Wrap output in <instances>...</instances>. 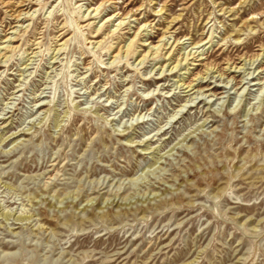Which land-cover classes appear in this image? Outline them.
<instances>
[{"label": "rangeland", "instance_id": "rangeland-1", "mask_svg": "<svg viewBox=\"0 0 264 264\" xmlns=\"http://www.w3.org/2000/svg\"><path fill=\"white\" fill-rule=\"evenodd\" d=\"M18 1L0 264H264V0Z\"/></svg>", "mask_w": 264, "mask_h": 264}, {"label": "bare ground", "instance_id": "bare-ground-1", "mask_svg": "<svg viewBox=\"0 0 264 264\" xmlns=\"http://www.w3.org/2000/svg\"><path fill=\"white\" fill-rule=\"evenodd\" d=\"M31 1H33V0H19L17 3H16V8L12 11V13L11 14H13L14 15V18H16V19H20V15L21 14H23V9H18L17 7H19V6H22V5H24L25 3L27 4H29V3H32ZM4 3V2H3ZM14 3V2H13ZM39 3H41V2H39ZM43 5H44V3H43ZM43 5H41V6H43ZM30 7V6H29ZM94 9V8H93ZM95 10H98V7L95 9ZM28 12V10L25 12V13H27ZM94 12V11H93ZM156 12V11H155ZM84 14V13H83ZM83 14H81V15H78L79 16V18H81V17H83ZM32 15V14H31ZM24 19V18H23ZM88 19V18H87ZM122 21H119V25H120V23H121ZM72 23L75 25V28L76 29H78V31L81 33V35H83V33L79 30L80 28H81V26H78V23H76V20L74 21H72ZM129 23V22H128ZM145 25V24H144ZM64 26H66V28L63 30V27ZM67 26H69V24H66V22H65V24L64 25H62V31H60V33L57 35L59 38H57V40H60L65 34H67V32H68V27ZM141 27V26H140ZM233 27V26H232ZM241 29L240 28H236L235 29V31H240ZM12 31H13V29H12ZM96 32L92 35L93 37H97L98 35H99V33L101 32L100 31V27L99 28H97L96 30H95ZM92 33V32H91ZM55 35V34H54ZM12 35H8V37H7V41H10V40H14V36H12ZM163 36V35H162ZM35 39V38H34ZM84 39H86V38H84ZM56 40V41H57ZM68 40H69V38L68 37H66L63 41H61L60 43H58V45L59 46H57L58 48H56V54H58V52L63 48V46H65L66 44H67V42H68ZM131 40V39H130ZM236 40H238V38L236 39ZM35 41V40H34ZM168 41V40H167ZM13 42V41H12ZM132 40L128 43V44H126L127 46H126V48L124 49V50H122V47H120V48H118V52L114 55V59L118 56V54H122V52L123 53H125V56L126 55H128L130 52H131V49L133 50V48H132ZM9 43V42H8ZM11 43V42H10ZM7 44V43H5L4 45H2L1 47H0V49L1 50H4V51H1L0 50V61H4V60H2V58L3 57H6L7 55L5 54L6 53V51H8V50H11L13 47H12V45L11 44ZM36 43H38V42H35V44ZM96 43H99L100 44V40H98ZM205 43H207V41L205 42ZM204 43V44H205ZM124 44V43H123ZM164 43H159L157 46H155L153 49H155L154 50V54L155 53H157V51H158V49L160 48V46H162ZM178 44V43H177ZM165 45V44H164ZM171 45H169V47H170ZM56 47V46H55ZM168 47V48H169ZM171 48V47H170ZM175 48V47H174ZM32 51H30V53H31ZM53 52V51H52ZM147 52H148V50H147ZM146 52V53H147ZM263 52V51H262ZM33 53H36L35 51H33ZM152 52H150V54H151ZM56 54H54L53 56H52V58L54 57V59L56 58ZM189 54V53H188ZM187 54V55H188ZM191 54V53H190ZM146 55L147 54H145V53H143V55H142V57H140V60H139V62H141V61H143L145 58H146ZM185 56V57H181V58H184V59H187V57L188 56ZM198 54H196V56H197ZM259 55H262V53H256L255 55H253L251 58L253 59V58H257ZM171 56V55H170ZM58 57V56H57ZM192 57L193 56H191V59H192ZM119 58H120V56H119ZM171 58V57H170ZM245 58V57H244ZM29 60V59H28ZM255 60V59H254ZM254 60H252V61H254ZM113 62V61H112ZM178 63V62H177ZM232 63H234V62H231L230 63V65L229 66H231V64ZM176 65V64H175ZM175 65H173L172 66V68L173 67H175ZM25 66V65H24ZM210 66V65H209ZM211 67V66H210ZM236 67V66H235ZM171 68V69H172ZM209 68V67H208ZM207 68V69H208ZM262 70H264V69H261V72H262ZM221 75V74H220ZM219 75V76H220ZM195 79H197L196 77H195ZM202 79V78H201ZM181 80H184V79H181ZM185 83H186V81H183V83H182V85H185ZM192 84H191V82L189 81L188 83H186V85L184 86L185 88H187V87H190ZM193 87H190L188 90H190V89H192ZM212 88H214V86H212Z\"/></svg>", "mask_w": 264, "mask_h": 264}]
</instances>
